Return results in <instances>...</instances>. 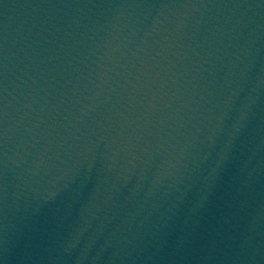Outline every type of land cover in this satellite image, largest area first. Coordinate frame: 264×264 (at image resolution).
Returning a JSON list of instances; mask_svg holds the SVG:
<instances>
[{
    "label": "water",
    "instance_id": "water-1",
    "mask_svg": "<svg viewBox=\"0 0 264 264\" xmlns=\"http://www.w3.org/2000/svg\"><path fill=\"white\" fill-rule=\"evenodd\" d=\"M0 264H264V0H0Z\"/></svg>",
    "mask_w": 264,
    "mask_h": 264
}]
</instances>
